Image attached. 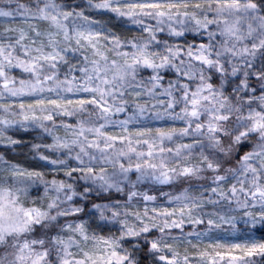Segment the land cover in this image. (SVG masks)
Here are the masks:
<instances>
[{
    "label": "clouds",
    "instance_id": "clouds-1",
    "mask_svg": "<svg viewBox=\"0 0 264 264\" xmlns=\"http://www.w3.org/2000/svg\"><path fill=\"white\" fill-rule=\"evenodd\" d=\"M262 244L264 0H0V264Z\"/></svg>",
    "mask_w": 264,
    "mask_h": 264
},
{
    "label": "snow or ice",
    "instance_id": "snow-or-ice-1",
    "mask_svg": "<svg viewBox=\"0 0 264 264\" xmlns=\"http://www.w3.org/2000/svg\"><path fill=\"white\" fill-rule=\"evenodd\" d=\"M235 247H240L239 245H235ZM260 247L264 248V244L260 245ZM231 255V253H229Z\"/></svg>",
    "mask_w": 264,
    "mask_h": 264
}]
</instances>
